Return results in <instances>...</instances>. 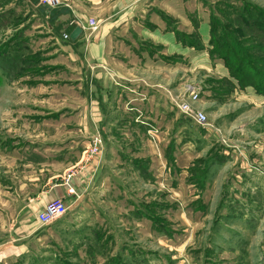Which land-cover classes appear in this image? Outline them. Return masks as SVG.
I'll list each match as a JSON object with an SVG mask.
<instances>
[{
	"label": "crops",
	"instance_id": "obj_1",
	"mask_svg": "<svg viewBox=\"0 0 264 264\" xmlns=\"http://www.w3.org/2000/svg\"><path fill=\"white\" fill-rule=\"evenodd\" d=\"M232 1L62 0L48 8L40 0H2L0 77L25 83L27 113L14 122L32 133L0 139V210L8 211L9 237L0 241V257L31 256L55 225L66 230L62 254L71 264H246L245 225L261 222L263 189L245 172L218 188L213 165L226 157L206 149L207 139L169 138L170 112L182 115L174 102L198 65L215 62L226 93L255 94L211 50L218 26L246 46L258 44L253 36L261 40L237 19ZM92 19L98 29L90 35ZM196 106L205 111L203 98ZM147 125L161 130L159 139H138ZM95 127L105 150L85 159ZM233 144L225 146L232 156L240 151ZM58 198L67 214L42 227L38 213Z\"/></svg>",
	"mask_w": 264,
	"mask_h": 264
},
{
	"label": "rangeland",
	"instance_id": "obj_2",
	"mask_svg": "<svg viewBox=\"0 0 264 264\" xmlns=\"http://www.w3.org/2000/svg\"><path fill=\"white\" fill-rule=\"evenodd\" d=\"M208 1L212 2L213 0H207V2ZM244 2L246 5L244 4ZM247 3H250V9H253L255 7H261L262 9H264V0H233L231 2L235 12L239 16H241V14L243 13L241 12V10H243L247 6ZM2 4L3 2L2 0H0V9L2 8ZM41 5L43 6V4ZM16 8L22 10L21 5H16ZM206 11L204 12L205 14ZM1 17L2 12H0V24L3 23ZM205 17L207 16L205 15ZM210 22L211 24H213L211 20ZM223 28L227 31H230L229 27L225 28V26H218V30L212 33V41H219L218 33L222 34ZM252 36L249 40L252 39ZM253 37L255 38V42L260 44L261 40H258L255 36ZM244 45L245 44L243 43L240 46L244 47ZM216 46L217 44L213 46V48L211 49L212 52L216 51ZM211 50L209 49V51ZM0 53H2V39L0 40ZM213 54L216 59L222 60H217V62H222V64L228 67V64L223 55L222 57L219 53V55L216 53ZM244 62L247 63V65H250L255 70L256 74L253 76V79L255 81L252 80L255 86H258L259 83L263 85L264 62L255 61V59L252 57H250V60L246 59ZM215 65V62L210 63V65L208 64V66L203 64L198 65L190 76L191 80L186 81L187 85L184 89L185 91H187L188 87L191 86L197 88L200 97L203 98V101L206 103L204 112L207 115L208 123H210V125L214 127V129L207 130L208 126L203 127L201 125H198L189 118H184V116L178 114L176 110H171L170 113L173 116L171 117L173 119V127H171L170 129L169 138L207 139L208 142L206 143H208V145L204 144L206 145V149L209 148V150L212 149L213 152L216 151L219 157H226V159L222 158L220 162L219 160H217V163L215 162L213 165L214 169L217 170V181L215 185H217L218 188L222 187L224 189L227 183H237L238 179L235 177L236 174H243L245 172L249 184L263 189V192H261L260 194V198L261 201H264V198H262V196L264 197V94L261 93V91H257V86H251L255 91V94L253 95H248L247 93L241 95H236L233 92L226 93V90H229L226 83H224L223 85L221 84V87L218 86L220 82L218 81L219 78H217V75L215 73ZM3 66L4 63L2 62V57H0V68H2ZM19 66L20 65L17 64L14 69L12 67V70H16L17 72H19ZM188 69H190L189 66ZM0 73H2V70H0ZM3 76L4 73L2 74V77H0V139H22L23 135L20 134L25 132L32 133V130L28 127L19 126L18 121H14H16V119H20V117L26 112L25 109H27L26 105L28 94H25L28 92L24 90L26 87L23 80H17L12 82L4 79ZM193 80H195L196 83ZM221 82L226 81L222 80ZM81 86L85 87L86 83H81ZM93 88L98 89L96 87V83L93 84ZM217 90H224L225 93H221ZM214 95H218V98H214ZM183 97H188V93L186 92V95L181 96V99ZM144 121H147V119H145ZM149 123L151 124V122ZM146 127L147 130H145L144 128L139 131L140 138L138 139H159L161 135V130L156 125H147ZM215 129H217V131H215ZM92 132L93 133H91V144L89 148L92 146L93 139H106L100 128L95 127ZM107 134L108 137H111L110 139H114L112 137L116 135L112 131H109V133ZM229 139L232 140L233 143L235 142V144H237L235 146L240 149V151H238L236 155L234 153V155L232 156L231 150L233 149H230V152L228 154L226 153L225 148L227 147L225 146L227 145V143L228 145H234L229 141ZM88 149L84 151L85 159L87 158L86 151H88ZM1 154L2 153H0V156ZM243 159L245 160L244 163ZM205 195L208 197L210 195V191H207ZM257 195L258 194L252 196L254 197ZM261 217V222H258L256 225H251L250 228L245 225V227L250 230V234H247L250 236H248L249 243H247L248 248L246 250V264H264V213ZM53 226L54 227L52 228H46V230L49 229L50 235H45V232H43V235L39 234L40 238H42V242L41 244L37 243L33 246L34 253L31 254V256H28L27 258H20L16 256L6 258L0 257V264H71L67 262L68 257L65 255L66 253L64 252L66 251V246L63 240L67 238L65 235L66 230L65 228H56L55 225ZM199 227L201 226L194 225L191 230L195 231ZM55 228L63 229L62 239L60 238V236L58 237L59 232ZM234 228L239 229L241 227H239V225H235ZM6 229L8 230V211L0 210L1 242H8L9 240V237H6L7 235L5 234ZM71 233H73L72 230ZM225 235H227L226 230ZM56 236L58 237V240L55 239ZM229 237H235V235L231 233ZM236 241H239V239ZM226 247L229 246L226 244ZM71 259L72 258L69 257V260Z\"/></svg>",
	"mask_w": 264,
	"mask_h": 264
},
{
	"label": "trees",
	"instance_id": "obj_3",
	"mask_svg": "<svg viewBox=\"0 0 264 264\" xmlns=\"http://www.w3.org/2000/svg\"><path fill=\"white\" fill-rule=\"evenodd\" d=\"M241 12H243L241 14L242 17L237 13L235 14L237 19H240L241 24L248 26L249 29H252L258 34V36H260V44L258 43L256 46L244 45V47H241L240 45L243 44V42L239 40L237 32L234 33L223 28V33H218L220 41L215 47L216 51L213 53H219L221 56L223 55L225 57L234 78H236L241 85H251L256 87L257 85L255 86L252 82V80L255 81L253 79V76L256 74L255 70L244 61L246 59L250 60V57H252L255 61L264 62V10L258 7L250 9L248 4L243 10H241ZM227 39L231 42H228ZM257 91H261V93L264 94V84L262 85L259 83ZM167 228L162 227L165 233L170 234Z\"/></svg>",
	"mask_w": 264,
	"mask_h": 264
},
{
	"label": "built area",
	"instance_id": "obj_4",
	"mask_svg": "<svg viewBox=\"0 0 264 264\" xmlns=\"http://www.w3.org/2000/svg\"><path fill=\"white\" fill-rule=\"evenodd\" d=\"M43 6L48 8H55L62 4L61 0H40ZM88 28L90 31V35L97 31L98 23L95 20H90L88 22ZM65 38H69V35H64ZM188 97H183L178 101L174 102L175 107L186 118L194 121L196 124L201 125L203 127L208 126L207 128L214 129L208 123L207 115L204 111L200 110L196 104L200 99V94L196 87H188L187 91ZM217 131V129H215ZM105 150V141L103 139H93L92 146L86 151L87 159H92L94 157H102ZM70 178L68 177L66 180V184L69 183ZM68 193H75L74 188L68 184ZM68 212V207L66 202L63 199H53L49 201L44 209L40 211L37 215V219L39 220L42 227H49L53 225L55 222L63 218Z\"/></svg>",
	"mask_w": 264,
	"mask_h": 264
},
{
	"label": "water",
	"instance_id": "obj_5",
	"mask_svg": "<svg viewBox=\"0 0 264 264\" xmlns=\"http://www.w3.org/2000/svg\"><path fill=\"white\" fill-rule=\"evenodd\" d=\"M81 33H82V28L78 26V27H76V28L72 31V33H71V35H70V38H71L72 40H75V39L78 38V36H79Z\"/></svg>",
	"mask_w": 264,
	"mask_h": 264
}]
</instances>
